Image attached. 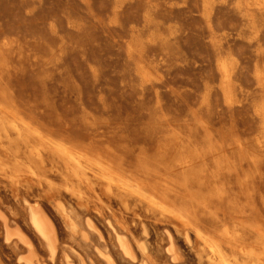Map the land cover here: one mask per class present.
Here are the masks:
<instances>
[{"label": "rangeland", "instance_id": "rangeland-1", "mask_svg": "<svg viewBox=\"0 0 264 264\" xmlns=\"http://www.w3.org/2000/svg\"><path fill=\"white\" fill-rule=\"evenodd\" d=\"M205 1L0 0L1 88L8 97L7 102H0L12 115L31 122L50 138L74 142L71 145L76 147H110L133 162L142 153L156 157L171 128L205 141L206 132L200 128L203 122L218 138L240 139L253 147L255 139L264 134L263 117L257 113V106L264 104V82L259 84L257 79V72H264V13L256 12L259 0H209L208 8ZM248 14L254 15V24ZM222 58L233 72V102L226 100L220 86L218 62ZM55 181L66 206L78 210L81 216L86 214L88 210L67 195L63 181ZM259 184L264 195V180ZM6 185L4 181L0 183V207L10 216L11 226L16 227L22 220L18 226L32 236L22 203L26 197L31 202L37 200L46 210L48 206L60 229L61 243L67 241L62 246L75 243L83 252H94L70 237L54 202L39 187L34 185L35 191L22 186L18 191L22 195L16 197V191ZM100 193L105 204L109 203L106 211L112 209L118 216L128 212L126 217L139 235V222H150L147 226L152 232L149 230L144 240L155 247L159 264L170 262L162 247L165 227L172 229L176 245L185 253L186 260L183 256L182 262L200 264L184 237L169 222L131 204V208L139 209L136 218L132 211L118 206L115 199ZM94 202L93 198L87 214L102 228L109 248L115 252ZM261 208L264 212V206ZM2 231L0 219L3 257L10 264H19L17 252L24 253L23 248L5 245Z\"/></svg>", "mask_w": 264, "mask_h": 264}, {"label": "bare ground", "instance_id": "bare-ground-1", "mask_svg": "<svg viewBox=\"0 0 264 264\" xmlns=\"http://www.w3.org/2000/svg\"><path fill=\"white\" fill-rule=\"evenodd\" d=\"M205 4L208 8L209 0ZM255 9L256 12L264 13V0H259ZM250 10L246 8V11ZM207 15H210L209 11ZM247 16L254 24V15ZM254 36H257L256 30ZM2 64L0 57V99L7 102V91L1 88ZM218 69L222 92L228 102H233L235 95L231 66L222 58L218 62ZM257 79L259 84H263L262 70L257 72ZM9 111L0 102V181H4L5 185L10 184L17 192L16 197L22 186L39 187L54 202V207L70 230V237L78 239L79 242L75 241L82 248L94 250L83 252L75 247V243L62 246L67 241L61 243L60 229L50 216L48 206L46 210L43 203L37 200L32 203L26 197L22 205L25 204L28 212L27 221L31 225L32 236L24 233L21 225L18 226L22 220L17 225L13 219L17 226H11L10 216L0 207V219L4 226L3 243L16 249L19 246L23 248L22 254L14 248L15 253H19V264H159L160 257L155 255V247L151 248L144 240L151 230L147 226L150 222H139L138 227L143 234L139 235V231L136 232L138 229L134 231L126 217L128 212L118 216L112 209L106 211L109 203L105 204L100 191L109 199H115L117 205L120 204L125 211H132L134 217L139 214L138 208L141 206L149 215L169 222L184 237L186 246L195 252L200 264H264V212L261 210L264 195L259 184L264 180V134L255 139L252 147L240 139L218 138L205 122L199 124L207 135L203 142L198 141L194 134L171 128L168 130L169 136L159 145L156 157L151 158L142 153L133 162L110 147L104 150L94 147V144L93 147H76L71 145L74 142L70 144L57 137L50 138L31 122ZM257 113L263 117L264 125L263 103L257 106ZM49 165L50 169H47ZM55 179L63 181L67 195L78 206L88 210L86 214L82 212L84 215L81 216L78 210L66 206L59 194V187L55 185ZM93 198L96 199L95 205H98L95 210L105 222L102 226L106 224L104 228L110 236L112 247L116 248L115 252L109 248L110 243L102 228L87 214ZM44 200L47 201L46 198ZM131 204L139 206L138 210L131 208ZM171 230L164 228L162 247L170 264H184L182 261L185 253L180 252ZM192 262L196 260L192 259ZM0 264H10L3 257L1 248Z\"/></svg>", "mask_w": 264, "mask_h": 264}]
</instances>
